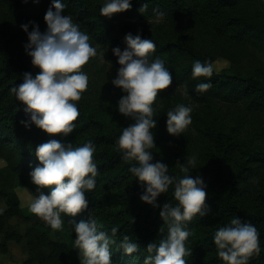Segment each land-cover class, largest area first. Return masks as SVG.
<instances>
[{"label": "trees", "instance_id": "16d2710c", "mask_svg": "<svg viewBox=\"0 0 264 264\" xmlns=\"http://www.w3.org/2000/svg\"><path fill=\"white\" fill-rule=\"evenodd\" d=\"M51 0H13L17 7L16 13L20 18H27L36 13L37 5ZM191 0H131L132 7L123 11L114 12L111 16L101 14L99 9L103 0H63L66 4L63 10L70 14L73 20L79 23L81 30L89 34L90 42L105 50V55L111 65L113 76L119 67L116 56L111 48L114 45L125 47L124 36L131 31L142 36L150 37L156 44L153 58L159 56L164 60L173 74L172 84L159 91L160 107L154 115L160 123L157 141L174 140L175 135L166 128V111L177 103L191 105L197 103H211L214 100L228 103H241L250 113L257 114L264 110V68L259 74L248 73H219L215 69L210 77L191 76L192 64L195 59L202 62L207 60L213 64L214 53L204 47L190 42L185 37L175 35L166 25L156 21L148 22L155 17L154 8L164 11L166 15H177L189 11ZM202 5L214 19V29L224 30L241 43H249L264 50V0H201ZM147 3V8L141 12L140 5ZM198 3V2H197ZM28 40V39H27ZM24 40L13 53L3 51L0 54V157L6 163L0 166V193L8 205L7 214L18 215L29 223V243L31 248L41 257L44 250L39 247L49 239L53 232L55 241L48 255L61 252L71 258L78 257V249L72 246L76 233L73 231L69 219L87 220L91 213L96 218L101 230L113 235L110 229L119 225L114 234L116 244L111 245L113 264H143L147 254V243L159 240L164 233L159 232L163 220L159 215L160 208L143 201L140 192L143 190L137 178L129 171V164L135 161L121 159V151L116 144V131L105 118L100 116L87 102L80 98L76 103L79 115L75 121L76 128L67 136L60 133L49 134L34 123L25 127L20 123L26 118L23 111L24 102L16 99L10 91L14 84L22 82V73L32 71L27 63V52ZM199 80H211V86L204 91H197L195 84ZM181 88L179 95L174 89ZM122 93V92H121ZM123 94V93H122ZM155 104V101L153 102ZM206 132L211 142H204L207 149L204 156L207 168L211 172V191L206 190V202L209 205L207 214L196 217L200 224L197 228L189 221L187 226L191 234L186 246L192 248L186 256V264H224L217 256L213 235L216 228L228 222L233 216L240 217L242 222H251L259 232L261 251L253 255L248 264H264V208L251 210L244 203L243 197L248 192L262 195L263 184H254L262 175L260 163L264 162V146H248L244 150L248 153L245 160L236 154L241 147L238 133L234 126L227 128L222 125L210 127ZM50 136L72 141L73 146L92 140L95 144L93 153L98 166L96 186L87 190L89 199L87 209L77 213L75 217L63 214L64 230H53L35 213L26 215L20 205V197L16 190L18 186L27 185L33 193L36 185L29 176L30 168L40 163L35 155L37 144L46 141ZM183 144H181L182 147ZM242 148V147H241ZM154 159H161L168 163L169 173L183 175L174 166L173 162L162 158L155 150ZM254 181V182H253ZM48 191V188H44ZM262 193V194H261ZM160 205L165 201L177 203L173 196V186H169L166 193L157 197ZM264 200V199H263ZM116 207V208H115ZM131 217L135 219L131 222ZM165 231L167 225H164ZM194 228V232H193ZM124 234L139 243V249L133 253H125L116 245Z\"/></svg>", "mask_w": 264, "mask_h": 264}, {"label": "clouds", "instance_id": "9594fccd", "mask_svg": "<svg viewBox=\"0 0 264 264\" xmlns=\"http://www.w3.org/2000/svg\"><path fill=\"white\" fill-rule=\"evenodd\" d=\"M147 6L142 3L139 11L143 12ZM65 7L63 0H51L44 14L47 25L44 31L35 21L20 25L28 36L25 51L39 71L35 74L24 71L22 82L10 89L16 99L24 102L26 118L20 120L21 124L31 127L34 123L49 134L60 133L62 136L76 128L79 115L76 102L89 85V75L82 66L91 57L105 56V50H98L91 44L89 34L81 30L70 14L64 13ZM131 7V0H103L99 12L111 16ZM153 11L156 22L165 15L158 8ZM30 23L33 25L31 30ZM124 40L125 47L114 45L111 48L119 64L111 83L123 93L116 107L130 122L122 126L115 142L122 160L135 161L129 164V171L143 189L140 198L159 207L163 220L159 232L164 235L158 241L147 243L143 264H186L185 257L192 252V248L186 246L191 234L187 224L197 214L203 217L209 210L207 181L199 172L192 174V170L198 168L196 153L187 154L184 162L179 163L183 175L169 173L168 163L154 159L153 129L158 123L154 114L161 106L158 95L160 90L172 84L173 74L163 59L159 56L153 58L156 44L150 37L142 36L139 30L136 34L129 31ZM213 71L211 62L195 59L191 76L210 77ZM211 83V80H199L195 89L204 91ZM191 112V105L184 103L169 108L165 121L167 131L175 136L184 133L192 121ZM34 151L40 163L29 171L36 188L27 202L28 211L35 213L51 229L63 231L62 213L75 217L88 208L86 192L95 188L98 174L93 156L95 144L88 140L73 146L72 141L50 136L37 144ZM170 185L177 203L165 201L160 205L157 197L166 193ZM45 187L48 191L44 190ZM134 219L131 217V222ZM69 223L76 233L72 246L78 249L79 264H113L111 245L116 244L114 234L119 225H113L110 229L113 235H109L101 230L92 213L87 220L73 218ZM164 225H167L166 231ZM213 241L217 256L224 264H248L250 258L261 251L256 225L242 222L236 215L216 228ZM116 247L125 253H133L139 249V243L124 234Z\"/></svg>", "mask_w": 264, "mask_h": 264}, {"label": "rangeland", "instance_id": "374dc122", "mask_svg": "<svg viewBox=\"0 0 264 264\" xmlns=\"http://www.w3.org/2000/svg\"><path fill=\"white\" fill-rule=\"evenodd\" d=\"M198 2V3H197ZM201 0H191L189 11L177 15H169L160 18L158 23H164L166 29H170L175 35L185 37L190 42L204 48L210 49L215 58L213 60L214 69L219 73H252L259 74L264 68V50L258 46L249 43H241L234 39L230 33L214 29V19L210 12L201 4ZM50 4L47 1L40 2L35 8L36 13L27 18L18 17L17 7L13 0H0V54L5 52L13 53L19 48L24 40L28 39L27 33L20 27L22 23L35 21L39 24L40 30L44 31L47 27L44 14ZM156 21L155 18L147 21ZM33 25L29 24V30ZM93 44L92 42H90ZM94 45V44H93ZM96 46V45H94ZM98 50L100 49L96 46ZM27 63L35 73L39 71L38 66H33L31 57L27 53ZM83 70L89 75L88 88L84 90L81 97L87 102L100 116L106 119L109 124L118 132L122 126L130 122L116 107L118 98L122 95L119 87L111 83V65L106 55L104 58L99 56L91 57ZM179 95H182L181 88L174 89ZM192 121L184 133L176 136L174 140H160L156 142L160 131L158 121L155 132L154 150L164 159L173 162L174 166L180 172L179 163L184 162L187 154L196 153L198 156L197 167L192 170V174L197 172L203 175L207 181L208 192L211 191V172L207 168V160L204 151L207 146L204 142H211L206 132L210 127L222 125L230 128L234 126L240 139V145L236 154L242 160L248 157L245 147L264 146V110L253 114L247 112L241 103H228L214 100L211 103H197L191 101ZM210 134V132H209ZM181 144L182 147H181ZM6 163L4 157H0V166ZM260 172L264 175V162L260 163ZM182 173V172H180ZM183 174V173H182ZM263 184L264 176L259 177L254 184ZM22 211L26 215H31L28 211L27 202L32 197L33 191L27 185H21L16 188ZM262 194V193H261ZM253 192L244 195V203L251 210L263 209L264 198ZM23 205V206H22ZM8 205L5 198L0 193V264H79V258H71L61 254L48 255L52 249V243L55 241V235L50 232L47 241L39 248L44 250L43 257L35 254V251L29 243V223L24 221L18 215L7 214ZM116 208V207H115ZM195 228L200 224L196 217L190 221ZM194 232V228H193Z\"/></svg>", "mask_w": 264, "mask_h": 264}]
</instances>
